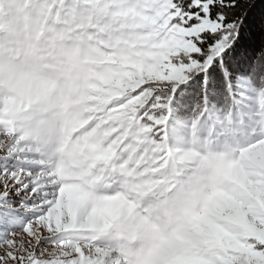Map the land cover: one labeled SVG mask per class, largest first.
<instances>
[{
  "label": "snow or ice",
  "instance_id": "snow-or-ice-1",
  "mask_svg": "<svg viewBox=\"0 0 264 264\" xmlns=\"http://www.w3.org/2000/svg\"><path fill=\"white\" fill-rule=\"evenodd\" d=\"M0 264H264V0H0Z\"/></svg>",
  "mask_w": 264,
  "mask_h": 264
}]
</instances>
